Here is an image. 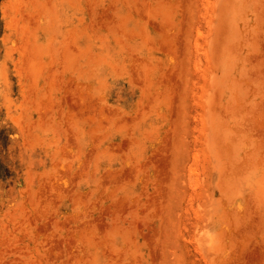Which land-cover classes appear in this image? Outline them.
<instances>
[{
  "label": "rangeland",
  "instance_id": "1",
  "mask_svg": "<svg viewBox=\"0 0 264 264\" xmlns=\"http://www.w3.org/2000/svg\"><path fill=\"white\" fill-rule=\"evenodd\" d=\"M0 264H264V0H0Z\"/></svg>",
  "mask_w": 264,
  "mask_h": 264
}]
</instances>
